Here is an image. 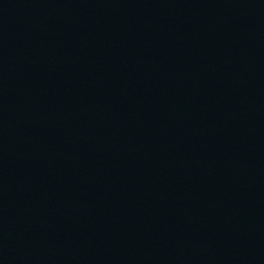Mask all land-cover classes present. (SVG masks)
I'll use <instances>...</instances> for the list:
<instances>
[{
    "label": "water",
    "instance_id": "water-1",
    "mask_svg": "<svg viewBox=\"0 0 264 264\" xmlns=\"http://www.w3.org/2000/svg\"><path fill=\"white\" fill-rule=\"evenodd\" d=\"M0 264H264V0L85 126L0 222Z\"/></svg>",
    "mask_w": 264,
    "mask_h": 264
}]
</instances>
